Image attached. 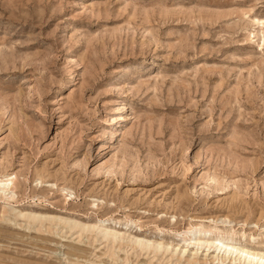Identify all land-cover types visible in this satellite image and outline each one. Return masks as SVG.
<instances>
[{
  "label": "rangeland",
  "instance_id": "374dc122",
  "mask_svg": "<svg viewBox=\"0 0 264 264\" xmlns=\"http://www.w3.org/2000/svg\"><path fill=\"white\" fill-rule=\"evenodd\" d=\"M0 181V264L264 263V0H0Z\"/></svg>",
  "mask_w": 264,
  "mask_h": 264
},
{
  "label": "bare ground",
  "instance_id": "6f19581e",
  "mask_svg": "<svg viewBox=\"0 0 264 264\" xmlns=\"http://www.w3.org/2000/svg\"><path fill=\"white\" fill-rule=\"evenodd\" d=\"M7 180H11V178H9ZM0 184L3 185L1 187L7 188V189L9 188V185H10V183H8V182L3 183V181H0ZM18 216H23V214L20 213ZM115 236H117V235H115ZM220 244H222L223 247H226V250H227V248H230L229 245H226V244L221 243V242H220ZM232 249L234 251H237L239 254L246 255V257L248 258V260H250L251 258H253V259H258V260H261V261L264 262V253H253V252H250V251H248V250H246L245 248H242V247H233L232 246ZM226 252H227V254L230 253L228 251H226ZM262 264H264V263H262Z\"/></svg>",
  "mask_w": 264,
  "mask_h": 264
}]
</instances>
